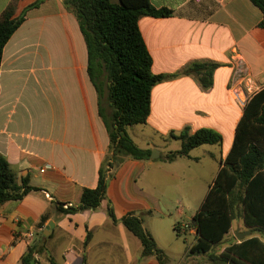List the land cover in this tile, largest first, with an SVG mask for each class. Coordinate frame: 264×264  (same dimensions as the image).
Here are the masks:
<instances>
[{
	"label": "crops",
	"instance_id": "0c3cea01",
	"mask_svg": "<svg viewBox=\"0 0 264 264\" xmlns=\"http://www.w3.org/2000/svg\"><path fill=\"white\" fill-rule=\"evenodd\" d=\"M11 1L0 0V14ZM37 1L40 5L27 12L3 49L0 154L18 181L27 178L40 191L0 206V264H21L35 235L44 234L51 222L46 253L57 264H82L83 257L87 264H159L154 257L141 259L140 241L122 223L109 219L108 205L118 220L129 213L141 215L145 229L172 264L168 255L173 256V248L179 247L170 239H158L156 220L170 212L155 198L154 188L165 169L162 165L189 170L190 163L202 159L190 152L188 157L167 162L165 154L174 151H163L154 139L178 143L172 134L186 128L191 134L205 128L221 135L220 144L200 146L210 161L207 193L231 149L250 98L245 85L253 94L264 87L261 11L249 0H150L157 9L173 11L167 18L139 19L152 58L151 70L168 77L153 87L150 115L142 125L147 130L142 134L146 140L143 148L158 150L159 155L141 161L125 159L109 179L107 199L96 211L60 216L53 202L76 205L83 188L96 187L109 140L87 75L86 46L74 15L62 0H17L16 16ZM197 61L219 65L207 90L193 75L183 73ZM159 160L162 165L157 164ZM44 215L48 219L40 225ZM145 220L150 221V228ZM187 224L178 226L193 237L196 232ZM237 227L234 235L249 230L243 224ZM28 232L33 233L31 241L25 238ZM88 232L91 238L85 246ZM195 239L185 248L183 260ZM43 256L46 254L38 257V264H50Z\"/></svg>",
	"mask_w": 264,
	"mask_h": 264
},
{
	"label": "trees",
	"instance_id": "16d2710c",
	"mask_svg": "<svg viewBox=\"0 0 264 264\" xmlns=\"http://www.w3.org/2000/svg\"><path fill=\"white\" fill-rule=\"evenodd\" d=\"M75 17L87 51V75L98 98L99 117L108 135V149L98 171L94 188H83L76 205L53 202L60 216L84 211H96L107 199V184L118 167L130 158L149 160L150 149L139 148L128 135L127 128L147 122L151 110V92L155 85L168 77L152 72V58L139 28L143 16L171 17L173 11L155 8L150 0H62ZM262 13L260 28H264V0H249ZM41 1L28 6L16 16L17 0H12L0 14V66L3 49L11 36L25 21L27 12ZM216 63L197 61L183 73L193 75L204 90L213 84ZM172 136L181 142L178 151L168 152L164 160L172 162L203 145L222 142L219 133L188 128ZM27 178L18 181L16 172L0 154V206L20 201L31 192ZM107 216L113 223H122L141 243V259L154 257L159 264H168V257L153 236L145 229L141 215L129 213L118 220L111 205ZM46 215L39 222L47 221ZM233 221L242 222L251 235L233 240L216 251L229 234ZM187 227L194 229L196 239L188 248L184 262L196 258L193 264H264V87L246 102L235 130L234 141L204 200ZM176 237L182 235L175 224ZM16 237V235H15ZM46 237L42 232L28 245L20 258L21 264H38V257L46 254L50 264H57L46 253ZM88 232L84 245L90 241ZM200 258V260L198 259ZM82 264H87L83 257Z\"/></svg>",
	"mask_w": 264,
	"mask_h": 264
},
{
	"label": "rangeland",
	"instance_id": "374dc122",
	"mask_svg": "<svg viewBox=\"0 0 264 264\" xmlns=\"http://www.w3.org/2000/svg\"><path fill=\"white\" fill-rule=\"evenodd\" d=\"M128 135L133 139L135 144L144 149L146 140L142 134L146 133L147 130L144 129L142 125H136L127 128ZM140 135V136H139ZM154 141L161 147L163 151H175L180 149V141L175 143V141L169 140L168 142H163L161 139L155 138ZM153 156H156L158 150H151ZM204 147H198L191 151V156L195 158L202 159L200 162L190 163L191 167L188 170L184 167H179L178 170L172 169L169 165H162L163 160L157 161L158 165H162L164 171L158 178V185L154 188V196L158 200H161L165 205L169 207V214L162 216L156 222L159 225V234H157L158 239L162 240L164 238L170 239L172 245H177L179 248H173V256L168 255L172 264H182L183 253L185 248H187L193 241V237L196 235L182 233L181 237L176 238L173 231V225H185L191 219L196 211L200 208L207 191V184L211 181V177L208 171V164L210 161L206 156H204ZM182 162V161H178ZM146 225L150 228V221L145 220ZM233 228L230 230L229 234L225 240L217 246L216 251L222 250L227 244L233 240H237L236 235H234L235 228L237 226L242 227L240 221H234L232 223ZM240 227H237L240 229ZM189 229V228H188ZM187 230V228H186ZM246 231V230H245ZM157 232V233H158ZM156 233V232H155ZM172 256V257H171ZM42 259L46 262L48 261L46 256ZM196 258L191 257L188 264H193ZM200 260V258H198Z\"/></svg>",
	"mask_w": 264,
	"mask_h": 264
},
{
	"label": "water",
	"instance_id": "95a60500",
	"mask_svg": "<svg viewBox=\"0 0 264 264\" xmlns=\"http://www.w3.org/2000/svg\"><path fill=\"white\" fill-rule=\"evenodd\" d=\"M159 154L157 153V155L156 156H158ZM156 156H153L152 155V153H151V156H150V158L151 159H154ZM53 222H51L50 224H49V226H48V228H47V230H46V232H44V235L45 236H47L48 235V231L50 230V228L51 227H53ZM251 235V231L250 230H246V231H244V232H237L236 233V238H237V240H242V239H244V238H246V237H248V236H250Z\"/></svg>",
	"mask_w": 264,
	"mask_h": 264
},
{
	"label": "built area",
	"instance_id": "2783aa9c",
	"mask_svg": "<svg viewBox=\"0 0 264 264\" xmlns=\"http://www.w3.org/2000/svg\"><path fill=\"white\" fill-rule=\"evenodd\" d=\"M191 1L199 2L200 0H191ZM246 82H249V80L247 79ZM245 90H246V94H248V96L251 97L253 95L254 90L250 86L245 85ZM244 104H245V102H244ZM49 168H50L49 166H46V169H49ZM25 238L28 241H31L33 239V233L32 232L26 233Z\"/></svg>",
	"mask_w": 264,
	"mask_h": 264
}]
</instances>
